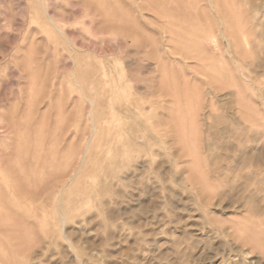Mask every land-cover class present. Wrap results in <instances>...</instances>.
<instances>
[{
    "label": "rangeland",
    "instance_id": "1",
    "mask_svg": "<svg viewBox=\"0 0 264 264\" xmlns=\"http://www.w3.org/2000/svg\"><path fill=\"white\" fill-rule=\"evenodd\" d=\"M0 264H264V0H0Z\"/></svg>",
    "mask_w": 264,
    "mask_h": 264
}]
</instances>
